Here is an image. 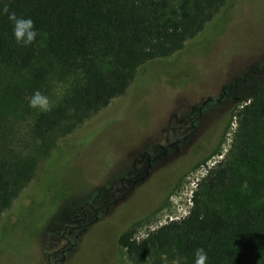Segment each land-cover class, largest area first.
I'll use <instances>...</instances> for the list:
<instances>
[{"label": "rangeland", "instance_id": "rangeland-1", "mask_svg": "<svg viewBox=\"0 0 264 264\" xmlns=\"http://www.w3.org/2000/svg\"><path fill=\"white\" fill-rule=\"evenodd\" d=\"M263 65L264 0H225L180 50L140 67L123 95L46 140L31 135L39 111L29 98L38 89L56 104L73 78L51 69L38 84L29 70L0 67V143L9 159L34 162L0 213V264H135L119 235L131 228L142 238L189 212L200 180L231 148L244 77ZM142 264L180 263L156 253Z\"/></svg>", "mask_w": 264, "mask_h": 264}, {"label": "trees", "instance_id": "trees-1", "mask_svg": "<svg viewBox=\"0 0 264 264\" xmlns=\"http://www.w3.org/2000/svg\"><path fill=\"white\" fill-rule=\"evenodd\" d=\"M224 1L0 0V67L29 70L38 84L51 69L73 78L50 110L35 115L32 137L46 140L68 119L81 124L108 106L126 92L140 67L180 50ZM5 6L32 18L36 42L16 43ZM250 79L231 148L200 180L187 215L142 238L131 228L119 235L135 264L156 253L194 264L197 248L207 252V264H264V65L244 82ZM3 124L0 107V140ZM33 170V160L9 159L0 143V213Z\"/></svg>", "mask_w": 264, "mask_h": 264}, {"label": "clouds", "instance_id": "clouds-1", "mask_svg": "<svg viewBox=\"0 0 264 264\" xmlns=\"http://www.w3.org/2000/svg\"><path fill=\"white\" fill-rule=\"evenodd\" d=\"M2 11L8 15V19L12 24V35L17 44L26 47L37 41L39 33L31 17L17 16L14 12H9L7 6H5ZM28 105L31 109H35L39 112H46L50 110L52 106L49 97L38 89L32 93ZM185 215H187V213H185ZM207 261V252L203 248L195 249L194 264H207Z\"/></svg>", "mask_w": 264, "mask_h": 264}, {"label": "flooded vegetation", "instance_id": "flooded-vegetation-1", "mask_svg": "<svg viewBox=\"0 0 264 264\" xmlns=\"http://www.w3.org/2000/svg\"><path fill=\"white\" fill-rule=\"evenodd\" d=\"M236 85H237V83L222 86V87L219 89V91H220V90H221V91H220V93H219L218 95L209 96V97H207L206 99H204V101L202 102V104H201L200 107H199V111L201 112L203 106H204L206 103H208V102H211V101H213V102L221 101V100H223L224 98L228 97V96H229V91H230V89H232V88L235 87ZM212 94H213V93H212ZM234 98L237 99V97H235V96H234ZM195 103H196V102H195ZM195 103H194V104H195ZM179 140H180V139L176 140V142H178ZM173 144H174V143H173ZM169 145H170V144H169ZM169 145H168V146H169ZM166 149H167V148H166ZM166 149H165V150H166ZM153 160H154V158L148 156L147 161H148V164H149V165H150V163H151ZM137 162L141 163V162H143V159H142V158H137L136 161H135V164H137ZM128 181L130 182L131 179H129L128 177H123V178H122V182H123L124 184L122 185V187L120 188L119 191L124 192L125 183L128 182ZM135 181H136V180H132L133 183H135ZM86 216H88L87 213L85 214V217H84V218H86Z\"/></svg>", "mask_w": 264, "mask_h": 264}, {"label": "built area", "instance_id": "built-area-1", "mask_svg": "<svg viewBox=\"0 0 264 264\" xmlns=\"http://www.w3.org/2000/svg\"><path fill=\"white\" fill-rule=\"evenodd\" d=\"M211 162V161H210ZM212 164H215V162H213ZM197 182H194V184H196ZM192 198V197H191ZM191 198L189 199V201L192 203V200H191ZM170 220H172V219H170Z\"/></svg>", "mask_w": 264, "mask_h": 264}]
</instances>
